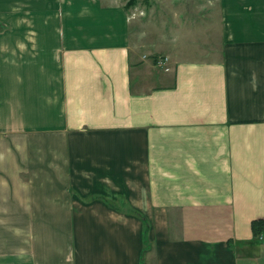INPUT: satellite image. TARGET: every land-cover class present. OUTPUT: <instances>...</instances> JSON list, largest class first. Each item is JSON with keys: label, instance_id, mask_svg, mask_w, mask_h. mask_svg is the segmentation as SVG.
I'll return each instance as SVG.
<instances>
[{"label": "crops", "instance_id": "obj_1", "mask_svg": "<svg viewBox=\"0 0 264 264\" xmlns=\"http://www.w3.org/2000/svg\"><path fill=\"white\" fill-rule=\"evenodd\" d=\"M6 1L0 264H264V0L158 58L120 1Z\"/></svg>", "mask_w": 264, "mask_h": 264}, {"label": "rangeland", "instance_id": "obj_2", "mask_svg": "<svg viewBox=\"0 0 264 264\" xmlns=\"http://www.w3.org/2000/svg\"><path fill=\"white\" fill-rule=\"evenodd\" d=\"M0 0V25L7 22L9 15L6 0L1 4ZM125 4L128 10H135L139 13L141 23L142 39L146 42L144 53L151 47L157 45L159 53L153 55L158 58L164 52L180 51L183 55L187 54L198 57V49L205 48L204 40L189 39L188 35L198 36L206 27L207 32L213 30L215 21H219L220 0H116ZM10 16V15H9ZM206 25V26H205ZM205 29V28H204ZM212 34L214 36L215 31ZM210 34V33H209ZM169 37V42L166 41ZM175 38L176 42H172ZM176 43V46L173 45ZM169 44V45H168ZM184 44L186 46H184ZM217 45L207 46L206 50L212 52ZM220 49V47H217ZM217 49V50H218ZM195 53V54H194Z\"/></svg>", "mask_w": 264, "mask_h": 264}, {"label": "trees", "instance_id": "obj_3", "mask_svg": "<svg viewBox=\"0 0 264 264\" xmlns=\"http://www.w3.org/2000/svg\"><path fill=\"white\" fill-rule=\"evenodd\" d=\"M118 207L120 208V206H118ZM121 208H123L125 211L129 210V211H131V213H134L138 216L141 215L145 219V217L142 213L135 212L134 209L131 207V205H129V203L126 201H125V203H123ZM252 222H253L252 223V228H253L252 232H253L255 241L259 242V241L264 240V218L260 217L258 219H254ZM145 232L148 234L147 229H145ZM147 234H146V236H147Z\"/></svg>", "mask_w": 264, "mask_h": 264}]
</instances>
